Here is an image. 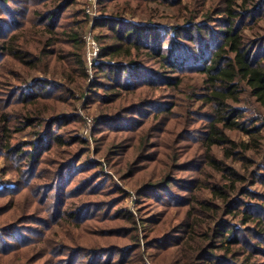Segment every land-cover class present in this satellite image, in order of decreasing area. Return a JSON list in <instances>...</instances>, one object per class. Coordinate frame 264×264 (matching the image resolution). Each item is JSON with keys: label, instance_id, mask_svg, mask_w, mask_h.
<instances>
[{"label": "trees", "instance_id": "1", "mask_svg": "<svg viewBox=\"0 0 264 264\" xmlns=\"http://www.w3.org/2000/svg\"><path fill=\"white\" fill-rule=\"evenodd\" d=\"M212 1L200 0V10L194 9L190 18L177 26L144 17L152 4L176 8L180 0H99L104 16L94 21V29H100L96 34L100 52L90 91L91 100L105 107L106 112L99 115L97 122L102 124L95 130L132 132L143 149L158 137L160 145L173 149V144L162 137V130H170L166 125L182 115L180 103L172 98L187 87V75L201 77L202 92L190 98L200 102L199 111L208 109L206 115L202 114L207 122L201 136H194L196 130L188 131L191 141L201 143L203 153L181 167L198 178L187 181L192 185L190 192L183 189L178 178L165 174L167 166L171 169L178 157L171 156L169 164L171 153L161 150L165 156L159 163L162 179L144 184L138 192L139 201L155 200L187 210L166 242L146 240V245L158 251L178 247L179 254L172 264H264V118L250 115L248 107L246 111L239 105L249 91L264 107V33L245 34L246 29L264 20V0H221L223 6L217 10L218 0L216 6L217 1L206 8ZM85 4L86 0H0V171L17 178L12 184L0 176V218L18 209L15 202L22 195L34 199L44 214L18 216L15 219L19 222L1 224L0 257L25 252L28 263L38 264L136 261L130 256L140 245L137 222L125 206L114 208L119 199L78 210L70 208L74 196L79 195L76 192L93 189L83 182L72 187L78 171L83 173L89 166L98 165L108 176L101 163L91 159L85 166H74L82 159L89 140L80 133L69 138H65L66 131L60 134L73 117L82 124V115L45 116L49 113L45 101L73 98L75 88L83 90V80L90 77L84 34L91 17ZM196 11L201 12L203 21L195 18ZM138 14L144 17L137 19ZM222 14L216 30L211 23ZM40 66L46 75L54 77L28 80V74H19V68L30 72ZM113 107L117 112L112 113ZM190 112L185 114L187 125L194 118ZM238 130L249 140L234 139L231 131ZM181 131H176V140L184 138ZM23 134H29L30 139L25 140ZM68 142L79 143L82 149L73 160L59 163L51 174L43 173L45 154ZM130 144L126 142L120 148V157ZM187 148L182 151L187 152ZM215 148L222 151V158ZM113 151H119V147ZM213 175L218 177L216 182L212 181ZM204 176L210 178L202 181ZM43 178L49 182H42ZM205 192L208 196L202 198ZM108 193H117L121 201L127 198V192L118 185L109 188ZM30 207L24 204L22 209L25 212ZM44 217L56 223L58 218L68 217L80 226L90 220H122L134 228L135 238L131 246L111 249L71 244L52 237L50 220ZM85 231L97 236L108 234V230ZM114 231L110 233L113 236L117 234ZM142 264H148L147 260Z\"/></svg>", "mask_w": 264, "mask_h": 264}, {"label": "rangeland", "instance_id": "2", "mask_svg": "<svg viewBox=\"0 0 264 264\" xmlns=\"http://www.w3.org/2000/svg\"><path fill=\"white\" fill-rule=\"evenodd\" d=\"M217 1V2H215ZM215 2L214 6L217 5L218 0H213L209 5H206V8L211 6ZM179 7L176 8H166L163 6H159L157 4H152L150 7L152 10L148 11V14L144 16H140L138 14L137 19L140 17H144L146 19L151 20L152 22L158 23V24H164V25H171L175 24L177 26H181L182 22L184 23L185 19L188 17L190 18V13L194 11V9L200 10L201 6H198L200 0H180ZM87 0L85 4V10H86ZM221 6H223V1L219 0L217 10L221 9ZM159 8V9H157ZM208 11V10H205ZM215 13V11H213ZM104 13V12H103ZM106 14V13H105ZM200 15V17L198 16ZM195 18L197 20L203 21L201 17L203 15L198 14L196 11V14H194ZM218 17L215 18L217 21L212 22L211 24L215 26V29L217 30V24L218 19L223 18L222 15H217ZM259 25L261 28H259ZM88 29V28H87ZM95 30V36L98 34L100 29H94ZM254 32H262L264 33V20H260L258 25H255L253 28L246 29L245 34L246 36L253 35ZM20 69V70H19ZM19 74L26 77L28 74V80H31V78L34 77H48V79L53 78L54 76L51 74H45L43 71V67L40 66L39 69L33 70L28 72L27 69L24 70L23 68H19ZM57 78H60L59 76H55ZM186 81V88H183L184 91L178 97L172 98L174 103L179 102L182 107V115L179 116L178 120H173L168 125H166V129H170L168 131L162 130V137L164 140L169 141L171 144H173V149H170V147H164L163 145L159 144L158 137L156 139H153V143L148 146L147 149H143L141 145L139 144V139L136 138L132 132H119L115 133L112 131L111 128H105L100 130H95L97 126H101L102 123H98L99 115L101 112H106L105 107H100V104L96 102L95 100H91V94L92 89H90V85L92 84V81H90V77L86 80L84 79L82 82V89L79 90V88H75L74 90V97L69 98L67 100H53V101H45L48 104L49 113L45 116H49L50 114H76L81 117H83L84 121L79 122L76 121L73 117V120H71L67 125L66 128H63L60 130V134L63 135V132L65 133V138L72 137L76 134H79L83 136V138H86L89 140V146L85 148L82 159L80 158L79 161L74 163V166H85L87 165L88 160L96 161V163H101L103 166L105 172L108 174L106 176L105 174H102L101 172V166L95 165V166H89L85 172L79 173L77 172V177L75 181L72 183V187L76 188L77 186H80V184L88 183L91 184V187L93 189H90L92 191L87 190V187L82 190L76 192V194H79L78 196H74L72 199L71 209L72 210H78V207L83 208L87 205L92 206L94 204H103V201H110L112 199H119L118 205L114 208H119L121 206H125L133 215H135V219L137 222V233L134 230V228L129 223H125L122 220H109L107 219L105 222H97L90 220L88 223L84 224L83 226L76 225L75 222L71 221L68 217L66 218H58V223L52 221L50 218L46 219L47 217H44L49 222V232L52 237H54L57 240L65 241L69 243L78 245H84L87 247H94V246H100L104 248H113V246H120V247H128L132 245V242L134 241V234L139 235V241L140 245L137 249L136 253H133L134 255L130 256L131 259H135L136 261L133 264H142L143 261L147 260L148 264H172L174 260L177 259V255L179 254L178 250L179 248H171L168 251H158L156 248L150 247L148 248L146 245V240H159L160 242H166L165 239L168 237V235L171 233V230H177L175 229L177 226L180 225L182 222L185 212L187 208L179 209L178 207H173L172 205H166L163 203L156 202L155 200H149V201H139L138 198V192L142 188L144 184H147L149 182H156L161 180L160 174L162 172V166L159 167L160 160L165 158V156L161 155L160 152L163 150L164 152H170L171 155L167 159V162L170 164V158L171 156L175 155L178 158L175 159L171 169L169 166H167V169H165V174H173L176 178H178V181H180V184L183 185V189H187V191H191L190 188L192 185L187 183L191 178L195 177L198 178V175H194L190 173L189 171H183L181 168L183 164H185L188 160L189 162L195 161L196 158L198 159L199 156L203 153V148L201 147V143L193 142L191 141V134L188 130H196L194 133V136H201V132L203 131V127L205 126L207 122L206 118V110H200L199 108L201 105L199 101H195L190 98L193 93H199L202 92L201 86H203V82L200 79L201 77L191 76L187 75L185 77ZM61 79V78H60ZM197 83V84H196ZM196 84V85H195ZM73 88L75 87L73 84H71ZM197 86H200L197 87ZM161 92L158 93V95ZM164 94V92L162 93ZM169 94V93H168ZM167 94V95H168ZM166 96V95H162ZM244 97L242 98L239 105L242 108L247 107L250 109V115L253 114V116H263L264 118V107L259 105L256 102V99L251 97L249 95V91L245 92ZM186 105H188L186 107ZM103 108V109H102ZM175 109V108H174ZM185 109V111H183ZM178 110V107H177ZM191 111V115L194 117L193 122L186 124V113ZM117 112L116 107H113L112 113ZM185 112V113H184ZM199 112V113H198ZM209 112V111H208ZM184 113V114H183ZM205 114L204 116L202 114ZM202 115V116H201ZM91 123V131L89 136H85L84 132L86 128ZM98 124V125H97ZM161 125V124H159ZM165 129V128H164ZM165 129V130H166ZM185 129V130H182ZM182 130V131H181ZM181 131V134H183L180 140H176V133ZM187 132V133H186ZM264 133V129L262 130ZM196 134V135H195ZM193 135V134H192ZM231 135L236 140H249V136L246 133H243L241 131H231ZM81 136V137H82ZM187 136V137H186ZM22 137L25 140L30 139L29 134H23ZM162 137H159L160 139ZM189 138V139H187ZM72 142V141H70ZM66 143V145L63 146H54L52 147V150L49 151L47 154H45V163L42 165V167L46 168V171L43 173H49L51 174V171H55L58 164L61 162H68L74 159L75 154L79 152V149H82V145L79 143ZM126 142H131L132 144L126 146V150L123 153V156H121L122 151H120V148H123V145H125ZM69 144V145H68ZM122 146V147H121ZM119 147V151L115 152L113 151L114 148ZM147 147V146H146ZM185 147L187 148V152L182 151ZM218 156L222 158V151H219L218 148H215ZM221 150V149H220ZM145 153L147 155L145 157H139L144 156ZM180 155V156H179ZM110 158V160H108ZM149 158V159H147ZM47 161V162H46ZM77 164V165H75ZM240 164V163H239ZM0 167L3 168V164L1 163ZM94 167V168H92ZM98 167V168H97ZM113 167V168H112ZM194 168V167H193ZM264 172V170H262ZM45 175V174H44ZM47 175V174H46ZM45 175V176H46ZM0 176L4 178V180H7L6 182L14 184L17 181V178L13 176L12 174H3L0 171ZM109 176L112 178V181L109 180ZM122 176V177H121ZM212 181L216 182L218 180L217 175H213ZM209 179L210 177H203ZM42 182L47 183L49 180L47 178H43ZM82 183V184H83ZM119 186L122 189H124L127 192V198L125 201H121L120 195L117 193L112 194H106L112 186ZM99 188V189H98ZM103 188V189H101ZM175 189V186L173 187ZM259 189L262 192V187L259 185ZM177 190V189H176ZM115 191V190H114ZM180 192L179 190H177ZM185 192H180V194H184ZM190 194V193H189ZM205 195L202 196V198H205L208 196V193L205 192ZM19 201L15 202L18 204V209L14 208L11 212L8 214L6 213L3 217L0 218V225L5 224L6 222H19L15 218L18 216H25V215H36L44 216L42 214V210L38 209L37 202L34 203V199H31V197H27V195H22ZM28 199V201H27ZM29 199L32 200V202H29ZM5 202V201H4ZM253 203L255 201H252ZM30 203H32L30 205ZM26 204L27 206H32L25 212L23 211V206ZM13 206V205H12ZM11 206V207H12ZM11 209V208H10ZM70 210V209H69ZM40 211V212H39ZM22 214V215H21ZM87 228L88 232L96 231L98 233H101V230H108V234H103L102 236H97L93 233H87L85 229ZM123 229V230H122ZM98 230V231H97ZM114 230H117V234L114 236L110 233L115 232ZM121 230V231H120ZM135 232V233H134ZM170 232V233H169ZM113 236V237H108ZM71 239V240H70ZM133 239V240H132ZM167 240V239H166ZM132 250H135L132 249ZM25 252H19L17 254L12 255L11 257H0V264H38L36 261H32V263H28L25 259L26 255ZM29 258V256H28ZM133 259V260H134ZM144 259V260H143Z\"/></svg>", "mask_w": 264, "mask_h": 264}, {"label": "built area", "instance_id": "3", "mask_svg": "<svg viewBox=\"0 0 264 264\" xmlns=\"http://www.w3.org/2000/svg\"><path fill=\"white\" fill-rule=\"evenodd\" d=\"M86 12L91 17L88 29L84 34L85 57H86L87 67L90 73V81H91L93 80V76H92L93 67L100 52V45L95 36L94 21L95 19L103 17L104 15L99 10V0H87ZM90 126L91 123L84 132L85 136H89L91 131Z\"/></svg>", "mask_w": 264, "mask_h": 264}]
</instances>
